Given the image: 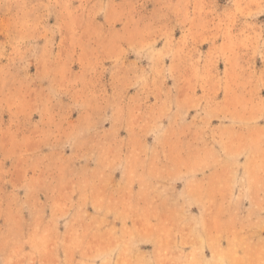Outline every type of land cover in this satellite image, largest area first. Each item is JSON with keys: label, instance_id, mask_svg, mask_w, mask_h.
<instances>
[{"label": "rangeland", "instance_id": "1", "mask_svg": "<svg viewBox=\"0 0 264 264\" xmlns=\"http://www.w3.org/2000/svg\"><path fill=\"white\" fill-rule=\"evenodd\" d=\"M0 264H264V0H0Z\"/></svg>", "mask_w": 264, "mask_h": 264}]
</instances>
